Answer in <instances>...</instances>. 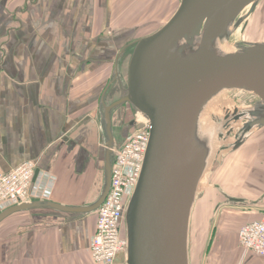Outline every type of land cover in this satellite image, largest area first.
<instances>
[{
    "label": "water",
    "instance_id": "water-1",
    "mask_svg": "<svg viewBox=\"0 0 264 264\" xmlns=\"http://www.w3.org/2000/svg\"><path fill=\"white\" fill-rule=\"evenodd\" d=\"M261 1L180 0L158 31L126 46L95 115L102 173L96 200L84 206L28 200L1 211L0 224L34 210L72 217L95 214L109 194L117 152L129 138L117 141L116 115L130 108L132 129L147 124L150 142L125 212L126 264H191L190 226L202 180L264 129V42L230 43ZM229 91L252 101L206 119L211 105ZM238 123L242 126L236 131Z\"/></svg>",
    "mask_w": 264,
    "mask_h": 264
},
{
    "label": "crops",
    "instance_id": "crops-1",
    "mask_svg": "<svg viewBox=\"0 0 264 264\" xmlns=\"http://www.w3.org/2000/svg\"><path fill=\"white\" fill-rule=\"evenodd\" d=\"M50 1L49 8L57 13L59 7L56 6L61 0ZM45 3L46 0H0V175L25 162H33L37 165V176L30 200L89 205L98 197L101 186L98 161L101 142L95 115L105 89L91 88L90 80L87 88H64L61 74L53 83L57 87L48 88L47 78L54 64L49 56H55L56 68L60 70L62 59H72L73 54H59L63 48L62 36L59 34L61 37L55 39V43L52 40V33L48 31L54 27L49 24L52 15L46 12ZM79 6H72L71 10H78ZM64 10L69 8L63 7ZM70 21H61L62 27L76 31L78 27ZM89 23L91 25V21ZM52 43L58 48L52 47L50 53ZM71 43L76 44V41ZM42 55L46 60L45 70L39 79L32 81L30 58L37 56L42 60ZM93 128L94 133L97 130L98 145L91 133ZM225 160L212 173L218 171ZM202 183L203 180L190 226L191 264L196 245L213 227L221 233L230 214L232 218L244 216V220L264 217V196L253 198L251 194L234 192L224 185L216 186L223 200L217 202L219 196L206 195V203L212 206L210 215L206 203L200 204ZM226 196L246 202L226 203ZM95 215L72 217L34 210L10 216L0 224V264H90L89 258L91 264H96L89 252L96 230ZM196 225L201 233L199 242ZM124 262L123 256L117 260V264Z\"/></svg>",
    "mask_w": 264,
    "mask_h": 264
},
{
    "label": "rangeland",
    "instance_id": "rangeland-1",
    "mask_svg": "<svg viewBox=\"0 0 264 264\" xmlns=\"http://www.w3.org/2000/svg\"><path fill=\"white\" fill-rule=\"evenodd\" d=\"M79 1L61 0L59 6L58 4L56 6L59 7L57 13L51 7L49 8L52 3L50 0H46L44 4L45 7L48 6L49 8L46 9V12L52 15L49 24L54 27L48 29L52 33V40L55 43V39H59L62 36L63 48L59 54H73L72 59H68L67 61L62 59L60 70L58 67L56 68L58 61L55 63V56H49V59H54V64H52L51 73L47 78L48 88L57 87L53 86V83L54 80H57V76L61 74L60 79L62 78V81H65L64 85H66L64 88H71L72 86L73 88L75 86L87 88L90 80L91 88H102L104 90L109 83L115 60L119 53L126 46L158 31L171 19L180 5V0ZM72 6H79V9L76 10L75 8L72 11ZM63 7L69 8V10L63 11ZM58 18L61 21H70L72 19L70 22L78 27L77 30L75 31L71 27L69 29L62 27L61 21ZM36 19L39 20V17L36 16ZM89 21H91V25ZM90 36L91 43L89 44L88 39ZM72 40L76 41V44H72ZM238 42H264V0L258 4L247 22H244L232 35L230 39L231 45ZM54 43L49 45L50 53H52V47L54 49L58 48ZM32 48L33 46H31L30 50ZM131 54L132 48L129 50L128 61ZM42 57V60H39L37 56L36 58H30L33 72L32 81L36 78L39 79V75H42L45 70L46 60L45 56L42 55ZM128 61L124 65L123 75H125V79L128 78ZM49 72L50 69H48ZM64 74L66 75L64 76ZM41 78L42 80L44 79L43 77ZM221 97L211 105V109L206 113V119L212 115L223 116L226 109L232 111L236 107L243 108L252 101L251 96L237 91L226 92ZM233 126L237 127V131L242 126V123ZM94 128L91 133L95 135V143L98 145L97 130L95 129L94 133ZM129 135L130 133L128 134V132L118 133L115 131V137L118 142L125 140ZM233 138L232 136L228 142H231ZM224 159H226L225 163L218 171L212 173L213 166L204 177L200 189L202 194L200 204L203 201L207 202L209 194L219 196L217 202L223 200L224 198H221V195L216 190V186L220 185H224L234 192L241 191L245 195L251 194L253 198H257L260 195L264 196V129L251 136L242 146L240 152L229 154ZM217 163H214V165ZM221 163L222 160H220L219 165ZM205 205L210 208L207 209L206 207L211 213L212 206L207 203ZM205 205L202 204V208ZM229 216L230 218L226 219L228 224L221 233H217L216 227H213L211 230L209 229L207 237H203L200 242L199 234L201 233L198 230L200 228H197L196 225L198 230L196 231L197 242H199V245H196V254L192 264H264L263 258L256 257L243 250L238 238L239 231L243 226L254 221H259L261 218L257 216V219L250 218L244 220V216L242 217L241 215H237L239 216L237 218H232L231 214ZM88 260L91 264L90 258Z\"/></svg>",
    "mask_w": 264,
    "mask_h": 264
},
{
    "label": "built area",
    "instance_id": "built-area-1",
    "mask_svg": "<svg viewBox=\"0 0 264 264\" xmlns=\"http://www.w3.org/2000/svg\"><path fill=\"white\" fill-rule=\"evenodd\" d=\"M150 140L147 124L130 135L117 152L112 170L109 194L97 213V224L90 243V254L96 264H116L125 254L124 216L127 202L138 183ZM37 170L33 162H25L0 175L1 209L26 202L32 198V184ZM240 246L247 253L264 257V219L243 226L239 231Z\"/></svg>",
    "mask_w": 264,
    "mask_h": 264
},
{
    "label": "flooded vegetation",
    "instance_id": "flooded-vegetation-1",
    "mask_svg": "<svg viewBox=\"0 0 264 264\" xmlns=\"http://www.w3.org/2000/svg\"><path fill=\"white\" fill-rule=\"evenodd\" d=\"M134 121L133 113L131 109L124 108L120 111V115H116L115 131L118 133L132 131V122ZM120 135V134H119Z\"/></svg>",
    "mask_w": 264,
    "mask_h": 264
}]
</instances>
